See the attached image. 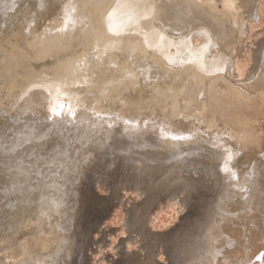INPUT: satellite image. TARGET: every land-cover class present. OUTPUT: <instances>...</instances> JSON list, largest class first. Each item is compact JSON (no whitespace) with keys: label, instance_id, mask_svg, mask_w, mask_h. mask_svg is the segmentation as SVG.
I'll use <instances>...</instances> for the list:
<instances>
[{"label":"bare ground","instance_id":"1","mask_svg":"<svg viewBox=\"0 0 264 264\" xmlns=\"http://www.w3.org/2000/svg\"><path fill=\"white\" fill-rule=\"evenodd\" d=\"M263 2L0 0V97L21 95L34 80L67 85L62 94L50 95L48 89H41L36 96L52 103L49 107L57 111L43 131L60 130L72 117L78 120L90 113L87 125L79 129L88 130V137L77 151L78 157L86 160V170L96 166L97 173L103 172L107 158L101 151L115 141L129 151L140 148L144 156L160 164L179 161L185 165L191 156L189 162H196L192 174L184 175L185 179L176 177L177 172L170 174L163 180L164 185L172 180L169 187L196 178L204 165L200 159L218 160L215 166L221 176L214 184L215 195L203 203L206 221L197 239L172 240L174 264H262L264 28L253 45L254 60L248 72L243 64L246 72H242L238 55L243 54L245 36ZM197 36L201 43L197 44ZM239 76L243 78L237 80ZM45 143L38 138L34 148L41 149ZM168 168H154L151 162L139 159L132 172L149 176L169 172ZM101 177L98 181L107 186ZM92 179L84 177L77 189L80 206L91 198ZM48 188L56 190L53 185ZM42 197L33 190L25 205L14 207L16 211L11 213L19 220L28 213L35 218L36 209L44 205ZM34 218L31 223L43 238L37 252L25 259L19 257L25 250L15 238L20 229L9 231V225L3 224L0 264H49L52 256L77 264L81 256L80 215L70 218L67 227L59 225L60 221L67 224L65 219ZM134 218L138 217H131L129 239L138 240L145 219L135 224ZM63 247H67L62 250L64 259L60 256ZM147 262L156 264L157 258L149 256Z\"/></svg>","mask_w":264,"mask_h":264},{"label":"rangeland","instance_id":"2","mask_svg":"<svg viewBox=\"0 0 264 264\" xmlns=\"http://www.w3.org/2000/svg\"><path fill=\"white\" fill-rule=\"evenodd\" d=\"M263 24L264 2L259 8L258 18L251 22L249 31L245 36V43L242 48L243 54L238 55V58H241L238 59L241 62L239 64H243L244 69L247 68V72L254 60L253 45L264 28ZM255 26H258V28ZM198 38L197 44L202 42L199 36L196 37V41ZM249 52H251V55ZM243 65L241 66L242 72L245 71ZM237 78V80H241L243 77L239 76ZM11 86H14L13 83ZM26 87L27 90L24 93L21 92V95L13 96V100L6 94L0 97V112L1 109L3 110L0 113V169L4 170L2 172L0 170V229L6 230L3 224L9 225V231L20 229L18 230L20 236L16 235L15 238L19 246H25V248L23 247L25 250L21 252L22 254L19 257L25 259L28 256H33L39 246L42 245L43 238L40 232H37L34 228L33 223L35 221L32 220L34 216L28 213L23 219L19 220L18 217L12 214L22 204L25 205L26 197L28 198L30 193L35 190L43 196L44 205L36 209L34 219L45 221H51L52 218L68 220L67 224L62 221L59 222V225L63 224L64 227L69 226L70 218L76 215H80V219H83L82 221L78 218L81 256L77 264H139L141 261H144L143 264H148L147 257L152 255L157 258L156 264H174L172 252L175 251V248L172 246V240L183 237L197 239L201 224L206 221V212L204 211L207 206L203 203L206 199H211L215 195L214 184L221 176L219 168L215 166L218 160L212 162L200 159L204 162V165L201 166L200 173H195V175L197 174L196 178L186 183L175 182L172 187H169L172 180L165 185L163 180L165 181L170 174L177 172L176 177H182L181 179H185L184 175L192 174L191 169L196 168V162H189L191 156L187 160L189 164L185 162L184 165L179 161L176 164H160L159 160L144 156L143 150L140 148L129 151L122 148L121 144L115 141L112 144L109 143L101 151L108 159H105L106 163L103 164V167H105L103 172L97 173L98 167L96 166L89 170L83 169L86 160L85 158L80 159L77 151L82 149L89 133L88 130L80 131L79 129L87 125L90 113L80 115L78 120L72 117L62 124L60 130L43 131V126L49 125L48 120L57 111H54L53 107V109L49 107V105L52 106V103H45L41 100H45L42 96H36L40 95L41 89H46L44 91L48 89L47 93L49 92L50 95H59L62 94L61 89L66 91L68 86L53 81L47 83L43 80H34L29 82ZM39 98L41 99L39 100ZM2 99L3 101L5 99V101L2 102ZM4 104L8 106L5 108ZM38 125H40V128L37 130ZM38 138L41 141L46 140L41 149L34 148V142ZM139 159L151 162V166L158 169L169 166V172L152 173L149 176H135L132 171ZM87 176L89 178L94 177L89 194L91 198L87 200L86 204L80 206L77 189H79L83 178ZM60 177L65 179L60 180ZM97 177L104 178L108 183L106 185L109 187L105 184L102 186ZM78 178H80V181ZM50 185H53L56 190H50L48 188ZM207 185L211 188H208ZM17 190L20 192L18 193ZM155 191L159 193L156 194ZM154 196L155 198H153ZM175 201L178 204L183 203V208L179 209ZM79 208L82 210L79 211ZM133 215L138 217L132 220L135 224L141 222L142 218L145 219L144 231L137 233L138 240L129 239L131 233L130 220ZM27 220H30L28 221L29 227ZM29 234L30 237H28ZM27 238L31 239L28 241ZM22 240H25L26 245L25 242H21ZM30 240L34 245H31ZM46 240L49 241V239ZM20 244H23V246ZM151 244L153 245L151 246ZM81 245H83V248ZM73 246L75 248V243ZM66 248L63 247L61 252L62 250L67 251ZM64 251L60 252L63 259L66 253ZM145 254L147 257H145ZM140 256L143 258H139ZM50 260L49 264H66L64 261H59L56 256H52ZM131 260L132 263H130ZM262 264H264V261Z\"/></svg>","mask_w":264,"mask_h":264}]
</instances>
